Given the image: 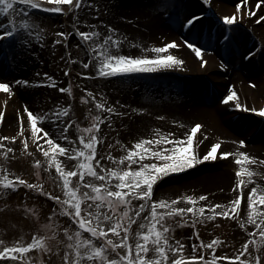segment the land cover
<instances>
[{"label": "snow or ice", "instance_id": "obj_1", "mask_svg": "<svg viewBox=\"0 0 264 264\" xmlns=\"http://www.w3.org/2000/svg\"><path fill=\"white\" fill-rule=\"evenodd\" d=\"M211 0H204L208 4ZM84 0H0V15L7 17V25L0 23V61L7 60L10 65L17 62V54H22L25 50H30V46L34 40L42 41L41 33L36 31L41 25L37 19L31 14L30 10H44L53 13H65L72 8L79 10L83 6ZM247 0H239L236 8L241 12L240 19H243L242 6L246 5ZM64 5H68L65 8ZM264 5V0H257L256 8L259 9ZM157 7H163L166 15V4L161 0V4ZM99 15V12L96 13ZM248 14L255 15L249 8ZM200 19L199 16L193 15L187 18L183 26L191 28L195 22ZM264 21V16L259 17ZM226 25L232 27L236 25L237 15H226L223 17ZM259 22V21H258ZM83 23L87 24V21ZM103 23V22H101ZM75 27V26H74ZM108 34L105 35L95 25L93 30H81L75 27V31L81 40L87 45L90 58L88 62L80 61L85 69L90 68L95 62L96 74L100 77H113L120 75H130L137 73H152L165 69L182 68L184 61L178 56L170 54L169 49L181 47L175 40L169 41L162 46L154 47L152 50L156 53L154 56L140 55L133 56L120 52L121 43L126 37L116 35L117 29L111 25H107ZM59 36L67 37V32H59ZM232 39L229 35L223 36L225 43ZM7 41V44H5ZM55 43L59 44L57 40ZM202 61V66L208 63L203 58L206 48L196 43L184 41ZM43 47V44H41ZM255 53L249 52L247 57H252ZM63 59V57H61ZM75 63V60H72ZM222 67H226L222 63ZM71 69L68 70L70 72ZM68 72L65 74L67 75ZM81 75L91 76L89 73H81ZM47 77L48 74L44 73ZM28 80H17L16 84L28 85ZM36 85L45 83V81L34 82ZM55 87V85H52ZM0 91L10 92L11 86L7 82H0ZM62 92H71L72 88L60 89ZM91 97L95 101L98 110L106 111L107 116L95 115L92 123L88 127L77 126L79 135V146L71 135H68L69 128L72 126L68 123L61 131L60 138L67 141L68 144L58 142L47 129L41 126V123L48 120H60V118L68 117L71 106L65 108L57 107V110L44 115L37 116L27 106L25 111L28 113L31 124L32 138L37 141L36 147L47 158L48 168H55L59 178L62 179L63 198L59 195H53L51 192L44 191L40 183H29L20 175L12 173L5 163L0 162V196H6L8 191L17 190L21 185L27 186L29 189H36L44 195L51 197L56 201L59 208L50 214L48 223L42 225L45 235L39 233L34 234L31 241L25 243L18 240L11 246H4L0 250V259L12 261H23L25 255L33 249L40 252H52L50 241L58 239L61 231L58 216L67 215L71 217L75 224L62 228L63 234L67 240L66 248L63 254L64 264H185L186 261H203L204 264H210L203 256H186L183 254L184 245L180 241L175 244L171 243L174 231L171 224L168 223L169 217L176 214L184 215L193 213L190 219L193 225L200 221L214 219L217 216L236 218L234 210L241 208L242 200L245 198V186L250 184L256 177L257 172L248 167L249 163H258L256 158L250 156L247 152L239 151L237 153L236 164L239 165L237 177L239 178L238 187L240 188L238 198L232 201L231 208H225L224 211L217 212L216 209L221 208L220 204H205L196 207L197 200H206L207 197L201 195L194 197L188 195L185 200L191 202L192 207L181 208L175 207L176 200L166 201L164 199L155 200L154 185L163 177L171 173H178L186 169L194 167L202 161L216 160L218 158V150L221 144L216 142L211 145L206 154L200 156L195 148L197 143V133L202 125L197 123L192 127L190 134L179 139L172 138L169 135H158L155 138H143L134 143V147L127 150L126 156L119 158L110 156L113 161L119 160L123 164L128 162L126 168L112 167L106 168L101 164L104 159L99 155L98 145L102 139L101 125L105 120H110L112 116L126 115L117 109L116 106H109L106 100H99L89 91L88 96L82 97V102L87 101ZM235 102V107L258 111L264 115V108H248L241 102L238 92L233 87L230 93L224 97L223 103ZM7 105V101H5ZM143 111V109H138ZM5 118L4 113H0V121ZM111 121L109 126H113ZM47 137L46 141L42 140L40 134ZM21 135L24 136V148H29V137L24 134L23 118H21ZM17 138L2 137V140L15 141ZM204 139H207L205 135ZM241 146L246 144L245 140H240ZM47 145L45 147L44 145ZM170 145L165 147H151V145ZM111 147V145H109ZM0 149H6L0 152V157L6 161L9 154L15 149L7 147L0 143ZM233 155L231 152L220 151L219 156L227 158ZM68 157L69 160L75 158L78 163L74 168L65 166V161L61 157ZM150 158L152 162H144ZM137 163L141 166L133 168L131 165ZM259 163H264L260 161ZM35 164L41 166L42 162L36 160ZM98 167L101 170H97ZM39 176V172H37ZM78 177L77 180L73 178ZM89 177L90 179H86ZM246 177V178H245ZM18 182V183H17ZM133 200H142L139 205L133 204ZM248 202V220L247 223L255 224L258 229V235L261 239L255 241L256 254L249 250V246L254 243L253 240L247 241L243 245V250L234 257H227L233 261H239L240 264H264V256L261 249L264 247V188L259 184L252 187L247 193ZM150 207L148 215L142 216ZM138 208V210H137ZM205 208H211V214L205 213ZM159 209H170V211H160ZM32 212V209H28ZM138 229L134 232L132 226L141 220ZM188 221H181L180 224H187ZM198 235V233H197ZM63 243V241H61ZM220 243L217 237L210 243L205 244L201 240V245L205 248H214ZM6 242L0 239V246ZM197 246L193 245L195 249ZM123 249V250H122ZM61 249L56 248L59 253ZM247 253L252 259H243ZM27 264H32V257L27 258ZM211 264H217V258L213 254Z\"/></svg>", "mask_w": 264, "mask_h": 264}, {"label": "rangeland", "instance_id": "obj_2", "mask_svg": "<svg viewBox=\"0 0 264 264\" xmlns=\"http://www.w3.org/2000/svg\"><path fill=\"white\" fill-rule=\"evenodd\" d=\"M101 1L105 4L109 2L113 3L112 0ZM229 3L231 6L236 7L239 2ZM64 6L68 7V5ZM30 11L41 25L36 31L41 33L43 37L42 41L34 40L30 46V50H25L22 54H17V62L14 65H10L7 60L0 61V82H5L3 79H8L10 82L7 83L11 86L10 92L0 91V113L5 114L4 120L0 121V143L15 149L13 153L9 154V158L6 161L3 157H0V162L5 163L8 169L15 175L22 176L29 183H40L44 191L51 192L53 195H59L63 198L62 179L59 178L54 167L51 169L48 168L47 158L35 146L37 141H34L32 138L30 119L27 111L24 110L25 106L28 105L24 104L23 100L21 98L19 99L17 94L19 92L20 94H24L27 91V86L40 91L39 101L43 102L45 100V102H38L39 104L36 107H32V109L31 107L28 108L37 116L54 112L57 110V107L65 108L70 105L71 108L68 117L62 116L60 120L46 119L43 122L49 121L55 129L60 130V133L68 123H71L72 126L69 128L68 135H71L76 141L77 146H79L80 133L77 126L88 127L92 123L95 115H108L106 111H101L96 108L95 101L91 97H88V100L83 102L81 98L88 96V92L91 91L97 99L106 100L109 106H113L114 104L110 101V91L105 89V80L107 77H100L96 74L95 62L88 69H85L83 64L80 63V61L87 63L90 54L88 53L87 45L76 33L75 27L84 31L91 30L90 25H93L96 20L100 21L106 16L107 12L103 8L97 9L93 0H84L83 6L79 10L72 8L67 11L68 13L65 16L66 21L64 23L61 19L63 13H53L44 10ZM97 12H99V15L96 14ZM7 19V17L0 15V23L7 25ZM84 21L88 23L85 24L83 23ZM178 24L181 28L180 21H178ZM0 31H3V29H0ZM61 31L67 32L68 36L66 38L59 36L58 33ZM240 31L247 33L248 26H242ZM57 40L60 41L59 44L55 43ZM5 44H7V41H5ZM41 44H43V47ZM204 47L206 48L205 52L212 53L211 46ZM220 49L221 51L226 50L225 47H220ZM141 55L154 56L156 54L146 51ZM257 57L259 56L257 55ZM72 60L76 62L73 63ZM221 61L223 62V59ZM69 69H71L70 72H68ZM16 71H27L28 75H30V80H28L30 83L28 85L16 84V81L20 80L14 75ZM66 72H68L67 75L65 74ZM89 72H91V76L81 75V73ZM44 73H47L48 76L45 77ZM37 81H45V83L36 85L34 82ZM53 84L55 87L52 86ZM69 86L72 88L70 93L60 91V89H67ZM51 94L52 97L49 96ZM15 97L16 101H14ZM5 101H7V105H5ZM37 107L41 108L38 109ZM21 118H23L24 134L29 137L28 149L24 148V136L21 135ZM111 121H114V125L110 127L109 124ZM43 122L41 126L47 129ZM129 122H131V119L126 114L122 116L114 115L110 120H105L102 123V139L98 145V151L99 155L104 157L101 161L104 167L109 169L112 167H120L123 169L128 166L127 161L121 164L118 159L117 161L111 160L110 156L117 158L126 156L127 150L134 147L135 141L127 137V123ZM154 135H152V138L158 136ZM5 136H15L17 139L15 141L2 140V137ZM40 136L43 141L47 140V137H43L42 133ZM58 142L68 144L62 141ZM255 143L257 141H247V144L251 146ZM44 146L47 147L46 144ZM165 146L170 145H151V147ZM5 150L0 149V152ZM248 154L256 158L258 163H249L247 166L257 172L255 179L264 182V163H259L260 161H264V159L259 158L251 152H248ZM236 158L237 154L234 153L227 158H221L216 164H205L202 161L185 171L171 173L154 185L153 199L172 201L180 197L181 199L174 206L188 208L192 207V204L185 200L184 197L188 195L194 197L204 195L207 199L197 200V209L205 204H220L222 206L225 202L220 203L222 196L219 190H224L226 187L219 188L215 185L204 186L197 183L206 174L227 168L233 185L231 188L234 191V195H232V201H234L238 198L240 191L238 187L239 178L237 177L239 165L235 162ZM61 159L65 161V166L69 168H74L78 163L75 158L69 160L68 157L64 156ZM36 160L42 162L41 166L35 164ZM144 162L152 161L150 158H147ZM131 166L138 168L141 165L134 163ZM97 170L101 169L98 167ZM37 172H39V176H37ZM73 179L77 180L78 177ZM86 179L90 178L86 177ZM188 185L192 186L188 187ZM143 202L142 200H133V204L135 205ZM259 207L263 208L264 205H260ZM58 208L59 205L51 197L44 195L36 189H29L25 185H21L17 190L10 189L6 196H0V239L6 242L5 245L0 246V250L4 246H11L18 240H23L25 243H28L31 241L33 235L37 233L45 235L42 225L48 223L50 214ZM225 208L222 206L216 209V211H224ZM28 209H32L33 211L29 212ZM159 210L170 211V209ZM149 211L150 207L142 216L148 215ZM211 212V208H205L206 214H211ZM234 212L236 215L235 219L231 216H217L214 219L207 220L206 222L200 221L194 225L190 219L193 213H186L184 215L176 214L174 217H169L168 223L174 229L171 243L175 244L176 241H180L184 245V255L203 256L210 264L213 260V254L217 258V264H240L239 261L226 258L236 256L243 250V245L250 239L254 243L249 246V250L255 255V241L261 238L258 235L256 225L247 223L248 214L244 212L242 205L240 209L234 210ZM57 219L60 223L61 231L58 239L50 241L52 252L45 251L42 253L38 249H33L29 253L24 254L25 259L23 261H12L11 258L8 260L0 259V264H27V258L29 256L32 257V264H64L62 257L64 251L67 250V240L62 228L68 225H72L73 228L76 226L71 217L67 215L58 216ZM184 220L188 221V223L181 225L180 222ZM141 222H143L142 219L132 226L134 232L138 229L139 223ZM217 237L220 239V243L214 248H205L201 245V240L207 244ZM193 245L197 247L194 249ZM57 247L61 249L59 253L56 252ZM260 254L264 256V247H262ZM243 259H252V257L245 253ZM199 264H204V262L200 261Z\"/></svg>", "mask_w": 264, "mask_h": 264}, {"label": "bare ground", "instance_id": "obj_3", "mask_svg": "<svg viewBox=\"0 0 264 264\" xmlns=\"http://www.w3.org/2000/svg\"><path fill=\"white\" fill-rule=\"evenodd\" d=\"M112 1L105 4L101 0H93L97 9L103 8L107 12L93 25L105 35L108 34L106 26L111 25L117 29L116 35L126 37L120 52L133 56L146 51L155 53L154 47L175 40L181 47H173L168 52L184 61L182 68L106 78L105 89L110 91L111 103L131 119L127 123V137L135 142L154 134H171L172 138L179 139L190 134L192 127L199 123L202 128L197 133L195 145L198 154L203 156L216 142L222 146L218 150V158L204 161L205 164L218 163L223 158L219 156L220 151L233 154L251 152L264 159V115L236 108L234 101L223 103L224 97L234 87L248 108H264V21L259 20L264 16V5L257 9V0H248L242 6L243 19H240L241 12L229 3L239 0H211L208 4L204 0H163L167 15L163 7H157L161 0ZM249 8L255 15L248 14ZM67 13H63V23ZM233 13H236L237 21L230 27L224 23L223 17ZM205 14L209 15L208 21L204 19ZM193 15L200 19L191 28L184 27L186 19ZM93 25H90L91 30ZM242 26H248L247 33L240 31ZM224 35L232 39L225 43ZM185 40L198 46L212 47V53H203V58L208 61L206 65L202 66L201 59L187 47ZM220 47L228 48L227 53H223L225 51ZM250 51L255 54L245 59ZM222 63L226 67H222ZM14 75L20 80H30L27 71H16ZM3 81L10 82L8 79ZM39 92L27 86L24 94L19 92L17 95L32 109L45 102L39 101ZM43 123L58 141L67 142L60 138V130L53 124L49 121ZM240 140H245L246 144L241 146ZM247 141L257 143L251 146ZM197 184L226 187L219 190L222 196L220 203L225 202L222 206L231 208L234 191L227 168L206 174ZM257 184L264 188V182L255 178L245 186L241 205L246 214L249 211L247 193Z\"/></svg>", "mask_w": 264, "mask_h": 264}]
</instances>
